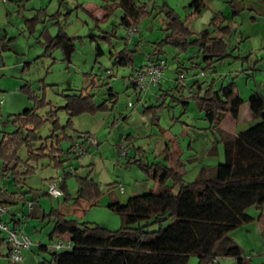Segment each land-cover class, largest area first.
Listing matches in <instances>:
<instances>
[{
    "label": "rangeland",
    "instance_id": "1",
    "mask_svg": "<svg viewBox=\"0 0 264 264\" xmlns=\"http://www.w3.org/2000/svg\"><path fill=\"white\" fill-rule=\"evenodd\" d=\"M192 1L134 0L137 5H145L147 15L141 18L138 23L139 32L129 42L127 30L120 23L122 10L114 6L112 13L103 17L104 0H0V101L3 100L0 106V142L15 132L14 119L24 111L33 109L39 102L43 106L37 115L43 123L37 130V136L42 140L50 137L53 130V121L48 119L51 112L62 126L66 125L67 115L60 109L65 104V95L78 94L80 90L86 89L89 95L94 96L96 105L106 101L109 107L108 111L94 116L81 115L74 118L72 127L65 130V135L72 137L73 143L80 142L79 137L86 134L94 137L98 143L97 146H86L87 154L80 162H66L72 145L64 140L61 148L66 154L63 156L62 167L58 168L48 158H39L30 163L33 173L26 177L25 185L20 190L23 193L32 192L26 195V199L32 201L33 207L29 209L28 202L7 206L9 213H15L18 217L23 215L29 220L28 227L34 237L24 234L33 245V241L36 243L32 245V251H25L29 260L23 264H40L50 260V247L59 239L55 236L49 239L53 222L44 215H50L52 210L60 211L66 220L80 225L118 231L121 227L120 217L109 210L108 206L113 203L125 204L131 197L155 193L158 188L157 183L139 164L163 163L181 172L186 183L195 181L202 158L189 164L185 162L187 154L182 159L172 147L170 151H165L169 137L167 133L177 137V148L181 146L186 151L189 136L204 131L199 128H208L196 100L189 97L193 95L190 93H197L192 84L197 82L205 89L215 78L214 88L217 90L233 80L242 97L247 99L254 73H243L242 62L230 59L226 64L220 62L215 66L225 76L204 74L199 68L190 69L189 59L193 58L195 64L199 60L195 59L196 49L184 54L162 43L167 34V10L177 13L186 25ZM59 31L72 38L75 46L68 65L62 61L60 49L47 47L49 38L55 37ZM159 44H162V57L167 62L161 82L162 91L172 96L163 101L162 92L154 94L152 89V94L146 99L143 96L139 98L140 95L130 84L131 66L117 65L115 57L127 48L129 57L138 69ZM97 46L102 51L100 56L96 55ZM176 65H184L180 70L183 79L174 71L173 66ZM240 71L242 73L238 75ZM262 75L257 74L256 77L262 79ZM108 88L116 94L113 104L109 100ZM243 105L237 131H245L256 124L246 100ZM156 118L163 120L162 126L160 122L157 126ZM189 122L198 130L186 128ZM207 134L211 139V150L212 146L215 149L217 143L210 133ZM199 144L203 145V142L197 143L198 151L202 148ZM218 150L221 152V147ZM123 151L128 155L125 156ZM191 155L194 157V154ZM17 156L25 162L26 148H21ZM180 158L184 165L177 167L175 161H180ZM206 160L203 165L215 162V152L209 153ZM3 167L4 161L0 158V189L14 192L12 181L2 176ZM69 168L74 171L71 176L67 173ZM84 177H90L97 184L101 196L92 205L76 206L74 198L78 190L77 179ZM59 178L61 181L65 178V195L58 200L50 199L45 195L46 184L57 183ZM167 185L172 187L173 181L170 180ZM58 188L61 189L60 184ZM246 213L253 221L234 230L229 237L239 247L248 264H264V206L262 209L250 208ZM41 239V245L48 248L47 253L39 252ZM197 262V258L190 257L188 264ZM217 263L236 264L230 258H218Z\"/></svg>",
    "mask_w": 264,
    "mask_h": 264
},
{
    "label": "trees",
    "instance_id": "2",
    "mask_svg": "<svg viewBox=\"0 0 264 264\" xmlns=\"http://www.w3.org/2000/svg\"><path fill=\"white\" fill-rule=\"evenodd\" d=\"M104 1L103 17H108L114 6L120 8L123 13L120 23L126 30H138L139 21L147 15L145 5H137L134 0ZM189 8L199 14L203 4L200 0H193ZM230 29V26H220L216 18H213L207 29L192 34L186 28L185 20L168 9L165 28L167 34L162 43L184 54L196 49L195 59H201L204 64V67H196L204 74H215V64L231 58L235 60L227 53L226 42L217 38V35L228 36ZM161 45H157L147 55L146 63L164 60ZM47 47L60 49L62 61L67 65L71 63L75 46L73 39L62 31L49 38ZM128 53L129 50L125 48L115 59L119 66L130 65L132 74L137 68ZM96 55H102L98 46ZM193 60L191 58L189 62L193 63ZM181 69L179 66L176 68L179 76ZM192 85L197 93L192 92L190 94L193 95L189 97L196 100L210 132L216 130L222 114H229L232 120H237L244 102L236 94L233 80L217 90L213 80L205 89L197 82ZM108 91L109 100L113 104L116 94L112 93L111 88ZM163 96L165 101L172 95L165 92ZM64 98L65 104L60 109L67 115L66 125L62 126L51 112L48 116L53 121L50 137L42 140L37 136V130L43 123L37 115V111L43 106L39 102L33 109L24 111L14 119L15 132L5 136L0 142V158L4 161L2 176L11 180L15 187L14 192L0 189V206L28 202L26 195L32 192L23 193L21 190L26 177L33 173L30 164L33 161L48 158L58 168L62 167L66 152L61 148V142L68 140L73 145V138L67 137L65 130L72 127L74 118L81 115L94 116L109 110L106 101L96 105L94 96L89 95L86 89L80 90L78 94L65 95ZM247 104L256 124L240 132L237 137L223 142V166L227 169V175L219 174L218 167H202L195 181L186 183L181 172L163 163L141 165L139 161H135L157 183V191L131 197L125 204L109 205L108 209L120 217L121 227L116 232L98 226L80 225L66 220L60 211L52 210L50 215H44L53 222L49 239L53 236L68 238L72 249L52 251L50 260H44L40 264H188L190 257L197 258V264H217L218 258H232L236 264H248L239 247L229 237L231 232L253 221L246 213L248 209H262L264 206V99L256 92L249 97ZM155 121L159 127V119L156 118ZM21 148L27 150L25 162L17 156ZM170 180L173 181L172 187L167 185ZM59 184L64 196L65 178ZM77 185L74 198L76 206L92 205L101 196L97 184L90 177L78 178ZM45 195L47 196L46 193ZM29 202L32 204V201ZM38 249L41 253L48 252V248L42 245Z\"/></svg>",
    "mask_w": 264,
    "mask_h": 264
},
{
    "label": "crops",
    "instance_id": "3",
    "mask_svg": "<svg viewBox=\"0 0 264 264\" xmlns=\"http://www.w3.org/2000/svg\"><path fill=\"white\" fill-rule=\"evenodd\" d=\"M203 4V9L199 14H195L192 8L190 9L189 18L187 19L186 28L192 34H197L200 31L207 29L208 24L211 19L216 18L217 22L220 26H230V34L228 36L224 35H217L218 39H223L227 44V53L233 57L236 62L241 61V71L243 73L253 71V85L252 89L249 91L247 99L243 98L239 88L235 85L236 94L245 102L249 99V97L258 92L264 99V0H200ZM232 59V58H231ZM230 59L225 60L223 63L229 62ZM146 63V61H145ZM195 63H190V69L197 68L196 66L204 67V64H201V60L199 59ZM217 64H215L216 66ZM178 65L173 66L174 71L176 72V68ZM184 67V65H181ZM245 67V68H244ZM240 71L239 74L242 72ZM257 74H263L262 79L261 77H256ZM213 76H225L224 73H219V68L216 67V73L210 74ZM212 76V77H213ZM215 78H213V81ZM250 80V81H252ZM248 85V83H247ZM152 90V89H151ZM163 86L153 88V93L156 94L157 91L164 93ZM156 92V93H155ZM135 93V92H134ZM152 93L148 91L143 93V95L138 96L139 98L146 99ZM245 105V104H244ZM242 105V106H244ZM238 112L237 120H232L229 114H222L219 116V125L216 130L212 133L208 131V128H199V130H204L201 133H196L195 136H189L187 139V150L184 151L183 148L180 146L177 148V137H173L171 133L168 137V144L166 143L165 149L170 151V147L176 152L178 156H183L186 154L188 158H186V163H194L200 157L202 160L199 161L201 167H207L215 169L218 167V173L223 174L224 176L227 175V169L223 166L224 165V147L223 142L226 140H231L240 132L237 131V124L240 122V111ZM249 109V107H248ZM250 113V112H249ZM251 115V114H250ZM174 121V120H173ZM160 125H163V120H159ZM175 122V121H174ZM171 124V123H170ZM207 124V123H206ZM187 125V126H186ZM185 126L186 128L190 129H197L193 126L190 122L187 123ZM208 125V124H207ZM171 131V130H170ZM203 133V134H202ZM212 135V139L215 141L216 147L215 149L210 148L211 139L208 137V134ZM165 134V135H167ZM212 141V142H214ZM202 143L203 145L199 144L202 148L198 151L197 150V143ZM196 143V144H195ZM220 144V145H219ZM184 147L186 145L184 144ZM221 147V152L218 150ZM215 152L216 160L215 162H210L209 165H203L206 162L209 153ZM190 154H194L190 156ZM126 154L125 156H127ZM176 160L177 167H181L184 165L182 163V159ZM198 164V165H199ZM47 185V184H46ZM33 207V205H32ZM30 211V210H29ZM6 221L10 222V227H14L19 231L32 236L30 232L29 220L26 219L25 216H17L15 213H9L7 216L3 218ZM34 237V236H32ZM4 236L1 235L0 238V264H11L9 261V250L5 243L3 242ZM34 245L36 244L33 241ZM42 244V239L39 241V246ZM33 245V246H34ZM36 247V246H35ZM32 251V249L30 250ZM29 255L27 252H23L22 254V264L23 262H27L29 260ZM232 259V258H230ZM26 260V261H25ZM219 263V262H218ZM217 263V264H218Z\"/></svg>",
    "mask_w": 264,
    "mask_h": 264
},
{
    "label": "built area",
    "instance_id": "4",
    "mask_svg": "<svg viewBox=\"0 0 264 264\" xmlns=\"http://www.w3.org/2000/svg\"><path fill=\"white\" fill-rule=\"evenodd\" d=\"M137 29H127V37L129 41L137 35ZM167 69V62L160 60L154 63H145L141 68L136 69L129 78L131 86L134 91L141 95L150 91L153 88L160 86L165 70ZM183 79L182 75L180 76ZM3 104V100L0 101V106ZM80 142H74L70 150L67 153L66 162H80V160L87 154L88 146H97L96 139L90 135H81L79 137ZM126 155V152H122ZM68 175L74 173L71 168L67 170ZM61 182L60 178L56 182H49L46 186V194L53 199H59L63 196V192L58 188V184ZM28 208H32L30 202L27 203ZM9 211L7 206H0V234L4 236V243L9 250V261L11 264H22V254L28 251L32 247L30 238L23 232L14 227H10V222L4 220V216H7ZM50 249L54 252L70 251L72 249V243L68 238L58 239Z\"/></svg>",
    "mask_w": 264,
    "mask_h": 264
}]
</instances>
